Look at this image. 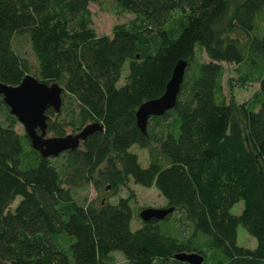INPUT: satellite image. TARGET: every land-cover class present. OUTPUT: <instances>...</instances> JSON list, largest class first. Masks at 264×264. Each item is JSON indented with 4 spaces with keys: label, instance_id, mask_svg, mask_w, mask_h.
Instances as JSON below:
<instances>
[{
    "label": "trees",
    "instance_id": "1",
    "mask_svg": "<svg viewBox=\"0 0 264 264\" xmlns=\"http://www.w3.org/2000/svg\"><path fill=\"white\" fill-rule=\"evenodd\" d=\"M89 1L0 0V81L30 73L12 45L21 35L35 59L30 74L59 83L78 106L72 128L86 118L101 125L53 164L13 121L0 124V264H113L114 252L129 264H188L177 252L199 253L201 264H264V0H113L133 17L110 35L89 26ZM179 58L186 65L175 104L150 115L143 133L135 108L162 92ZM221 60L238 64L240 80L258 82L249 99L224 100ZM46 113V130L65 133L57 112ZM132 145L146 150L145 167ZM127 179L174 207L170 227L171 213L131 230L130 194L77 204L70 190L104 182L115 193ZM237 226L254 248L236 244Z\"/></svg>",
    "mask_w": 264,
    "mask_h": 264
},
{
    "label": "rangeland",
    "instance_id": "2",
    "mask_svg": "<svg viewBox=\"0 0 264 264\" xmlns=\"http://www.w3.org/2000/svg\"><path fill=\"white\" fill-rule=\"evenodd\" d=\"M89 11H90V23L89 26L93 28V30L97 34H108L111 33V27L115 23H128L130 19H132L133 14L127 11L120 10L113 0H95V1H89L87 5ZM230 2L228 4L227 11L229 10ZM174 11H178V9H174ZM260 20L258 21V24L261 27H264V13L261 17H259ZM169 25V24H168ZM12 45L14 50L26 56L29 59V62L31 64V70L29 72H32V69L35 67V59L32 56L28 43L21 35H15L13 36ZM200 57L204 60H207L208 57L203 51H200L199 53ZM222 65V74L220 78L221 82V90L223 94V98L226 102H231L234 104L240 103L242 101H245L251 97L253 92L257 90L258 82L252 81V80H240L239 76L242 75L241 69L238 71V64L234 62H226L224 60L219 61ZM126 67L122 69L119 79L117 81V84H121L123 81V76L125 74ZM61 106L60 110L57 112V118H62L65 123L66 132H74L78 130L77 128L73 129L72 126L69 123V119L72 113L71 108H74L77 110L78 106L76 103L72 100L69 101L66 95L61 94ZM10 113V112H9ZM80 114V113H79ZM10 121H13V128L16 132L19 134L24 133V128L22 124L16 119H10L4 109V106L0 104V124H6ZM89 119L84 120V124L89 122ZM46 135H52L51 132L46 130ZM28 140V139H27ZM29 143V140H28ZM28 146L25 145V148ZM129 150L137 155L138 163L141 167H145L147 165V152L145 149H140L136 145H132ZM60 157L51 158V162L53 164H57L60 161ZM100 167H102V164H100ZM106 184L104 182L100 183V189L97 190L91 182H79L76 185H71L70 190L72 192L73 200L77 204H85L88 203L91 200H94L95 202H98V199L100 198H108L111 202H114L118 196H125L127 194H130L133 198L130 201V206L133 210V218L130 221V229L133 230L137 228L140 225V219L137 215V212L141 210L142 208L146 207H152V208H158V207H164L165 201L162 196L158 194V192L152 188H145L138 184H134L130 179L124 180L122 182V185H120V188L113 193L111 190H109L108 185H106L107 188H105ZM63 187H66V184L62 185ZM19 200V197H16L12 204H10V209H12L17 201ZM242 208V202L238 201L232 205L230 208V212L233 214H238ZM177 209V208H176ZM177 214L172 212L167 220H164L165 226L171 225V220L174 219V217ZM173 227V226H172ZM175 227V226H174ZM173 227V228H174ZM175 231V228H174ZM255 239L251 235H249L241 226H237L236 229V244L239 246L247 247V248H254L255 246ZM111 263L113 264H129V262L118 252H114L111 254Z\"/></svg>",
    "mask_w": 264,
    "mask_h": 264
},
{
    "label": "water",
    "instance_id": "3",
    "mask_svg": "<svg viewBox=\"0 0 264 264\" xmlns=\"http://www.w3.org/2000/svg\"><path fill=\"white\" fill-rule=\"evenodd\" d=\"M185 65L186 60L177 59L162 92L143 100L135 108V123L141 132H146V121L150 115L162 114L175 104ZM61 91L62 86L59 83L40 81L30 73H25L16 84L0 81L2 101L8 107V111L22 124L29 145L41 157H55L64 151L74 150L86 135L101 128L97 121L92 120L74 132L46 135L48 117L46 109L51 107L54 112L60 110ZM173 211L172 206L146 207L139 210L137 215L140 220L147 221L162 219ZM173 257L188 264H201L203 260L202 255L196 252H177Z\"/></svg>",
    "mask_w": 264,
    "mask_h": 264
},
{
    "label": "flooded vegetation",
    "instance_id": "4",
    "mask_svg": "<svg viewBox=\"0 0 264 264\" xmlns=\"http://www.w3.org/2000/svg\"><path fill=\"white\" fill-rule=\"evenodd\" d=\"M61 154V153H60Z\"/></svg>",
    "mask_w": 264,
    "mask_h": 264
}]
</instances>
